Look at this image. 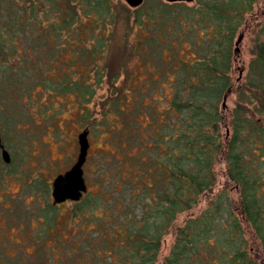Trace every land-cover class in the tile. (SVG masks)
I'll return each instance as SVG.
<instances>
[{
	"label": "trees",
	"instance_id": "trees-1",
	"mask_svg": "<svg viewBox=\"0 0 264 264\" xmlns=\"http://www.w3.org/2000/svg\"><path fill=\"white\" fill-rule=\"evenodd\" d=\"M262 1L0 0V113L34 93L72 97L81 132L105 139L87 155L82 198L39 225L31 253L0 247V264H158L177 217L202 197L159 264H264ZM242 29L252 58L233 80ZM183 46L192 56L178 57ZM147 54L158 79L133 88V63ZM103 85L98 120L89 104ZM148 88L159 98L146 103Z\"/></svg>",
	"mask_w": 264,
	"mask_h": 264
},
{
	"label": "rangeland",
	"instance_id": "rangeland-1",
	"mask_svg": "<svg viewBox=\"0 0 264 264\" xmlns=\"http://www.w3.org/2000/svg\"><path fill=\"white\" fill-rule=\"evenodd\" d=\"M121 1L125 4L124 0ZM192 1H183L181 3L192 5ZM262 4L264 6V0L257 8L262 7ZM238 37H241L242 40L238 45L239 53L233 68V80H238L241 69L244 70L242 78L244 77L246 67L252 58L249 53L251 47V32L249 30L243 31L242 29ZM28 43L31 44V39H29ZM18 44H20L18 48L21 50L26 43L23 40L21 43L18 42ZM190 56H192V54L188 52L186 46H183L178 52V57L180 58ZM30 57L32 60L35 59L34 54H31ZM71 57V53L68 52L62 58V61L66 63ZM175 58L176 56L174 55L173 48L169 51H165L164 59L167 62L171 63ZM145 59H148L151 63L148 68L144 67L143 60ZM153 59L154 58L151 57L150 54H147V56L142 59L141 63H139V61L133 63L135 67V86H133V88L142 87L148 84V82L151 83V86L155 85L158 77L156 76V65ZM72 66V69L76 71L83 69L78 65ZM164 69L167 68L163 67V70ZM69 71L70 70L66 68L65 72ZM73 79H76V76H73ZM154 79V82L151 81ZM89 82L94 84L93 72L90 73ZM167 86L168 84L164 85L165 88ZM38 91L39 89L36 88L35 92ZM150 92L151 89L149 88L147 92H145L144 96L148 100L146 103L159 98V95H155V97L152 98V96H149ZM108 95L109 90L106 85L97 89L93 100L94 102L89 104V112L95 113L94 111H98L100 103H102ZM233 98L234 97H231L226 101V109H232ZM69 100H72V102H70L71 104L74 102L72 97H51L45 93L42 96H38L37 93H34L30 101L29 98H24V101L21 102V107L17 106L14 109L9 108L10 110L6 109V111L0 113V134L2 138L4 137V141L10 143L11 146L17 150L16 152L11 149V146L10 150L8 149L11 153L16 152V155H13L15 158L13 165L16 164L17 173H10L12 177L8 183V189H3L2 183L0 184V247L5 251L10 252L11 243L15 241L20 245L26 246V252L31 253L36 246V243L31 240V236L37 233V224L47 227L50 220L52 221V217H54L53 210H48L47 208L51 206V202L46 199L45 190L42 189V187L35 186L34 180L40 172L45 176V180L48 184H50L55 175L68 170L76 161L78 153L77 136L81 132L79 129L81 127V110L75 105L70 106ZM96 114L97 113L94 114V117L100 120V117ZM104 140L102 136H88L89 150L87 155L92 157L98 154L100 150L105 149L102 143ZM2 173H4V168L0 164V175ZM6 173L8 174L9 172ZM28 181L32 182L29 183ZM93 190H95V188H93ZM49 193L50 191L48 190V194ZM207 200V197H202L198 205L191 212L184 213L177 217L172 229L162 240L158 264L161 263L162 258L169 252V248L173 241L174 229L181 226L189 217L197 215L205 207ZM72 207V203H64L59 209V215H64V213L67 214ZM39 217H43L44 222L36 223L32 220ZM4 232L8 235V238ZM8 239L10 241H8Z\"/></svg>",
	"mask_w": 264,
	"mask_h": 264
},
{
	"label": "water",
	"instance_id": "water-1",
	"mask_svg": "<svg viewBox=\"0 0 264 264\" xmlns=\"http://www.w3.org/2000/svg\"><path fill=\"white\" fill-rule=\"evenodd\" d=\"M129 6H136L143 0H124ZM165 2H191L192 0H163ZM242 38L238 37L235 46L234 53L238 52V45ZM241 77V73L239 78ZM226 99L224 98L222 107L225 106ZM88 132L82 131L77 136L78 143V155L74 164L65 173L58 175L52 182L51 196L54 204H61L66 201L78 202L82 194L86 193V185L83 176V166L87 157L89 144H88ZM3 158L8 161L6 153H3Z\"/></svg>",
	"mask_w": 264,
	"mask_h": 264
},
{
	"label": "flooded vegetation",
	"instance_id": "flooded-vegetation-1",
	"mask_svg": "<svg viewBox=\"0 0 264 264\" xmlns=\"http://www.w3.org/2000/svg\"><path fill=\"white\" fill-rule=\"evenodd\" d=\"M81 133V132H80ZM4 138V137H3ZM2 138V135L0 134V164L2 165V167L4 168V173H2L0 175V184L2 183V188L3 189H8V183L11 180V175L10 173L13 172L12 174H16L17 173V166L16 164L13 165L14 163V156L16 155L17 150L14 149V147L11 146L10 143H8L7 141H4V139ZM88 139V136H87ZM89 144V143H88ZM9 145V146H8ZM78 145V143H77ZM10 146L12 147L11 149L15 150L16 152L11 153V151L9 152L8 149L10 150ZM89 150V149H88ZM3 153H6L7 157H8V161H5V159L3 158ZM11 154V155H10ZM88 154V153H87ZM14 155V156H13ZM78 155V153H77ZM77 158V157H76ZM87 159V157H86ZM86 162V160H85ZM73 165V164H72ZM71 165V166H72ZM85 165V163H84ZM70 169V168H69ZM68 169V170H69ZM67 171V170H66ZM66 171H64L63 173H65ZM83 171H84V166H83ZM3 172V171H2ZM6 172H9L8 174ZM63 173L57 174L55 175V177L52 179V181L50 182V184H48V182L45 180V176L42 175V173L39 172V175L35 177V186L37 187H42V189L45 190V196L46 199L49 200L51 202V206H48V210L51 209L54 212V216H56L59 213V209L61 208V206H63L64 203L69 202L66 201L64 203L61 204H54L52 196H51V190H52V182L53 180L58 176L61 175ZM17 176V175H16ZM15 176V177H16ZM83 176H84V172H83ZM85 181V179H84ZM29 183H31L30 181H28ZM86 185V183H85ZM1 188V187H0ZM48 190L50 191V193L48 194ZM86 191H87V187H86ZM85 194V193H84ZM82 194V196L84 195ZM82 198V197H81ZM70 203H75V202H70ZM47 210V209H46ZM33 221H35L36 223H40V222H44V218L43 217H39V218H35L32 219ZM40 224H37V232L41 229V227L39 226ZM32 230V229H31Z\"/></svg>",
	"mask_w": 264,
	"mask_h": 264
}]
</instances>
